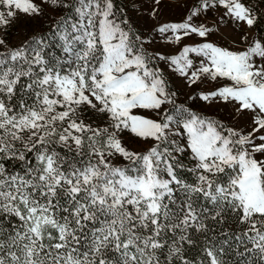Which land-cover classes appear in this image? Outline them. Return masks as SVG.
Listing matches in <instances>:
<instances>
[{"label":"snow or ice","instance_id":"snow-or-ice-1","mask_svg":"<svg viewBox=\"0 0 264 264\" xmlns=\"http://www.w3.org/2000/svg\"><path fill=\"white\" fill-rule=\"evenodd\" d=\"M164 3L177 55L117 0H0V264H264V0Z\"/></svg>","mask_w":264,"mask_h":264},{"label":"rangeland","instance_id":"rangeland-1","mask_svg":"<svg viewBox=\"0 0 264 264\" xmlns=\"http://www.w3.org/2000/svg\"><path fill=\"white\" fill-rule=\"evenodd\" d=\"M119 7L125 11V13L130 17L134 18L138 24V30L143 31L146 35L151 32V37L153 39V47L156 50L163 51L170 55H177L179 53V45H169L167 44L164 37L160 36L155 31H152L154 27L158 26L157 22L148 15V5L147 0H117ZM192 3V0H165L164 6L159 13L160 22H180L187 14L188 6ZM49 15L59 16L58 12H53L49 10ZM217 19V14L214 12H209L204 17L197 20L198 23H206L212 25L213 21ZM48 26L47 20H37L31 22V27L26 30L28 32L41 31ZM261 31H264L262 27ZM238 38L239 34H235ZM199 37H192L191 39H186L184 43H197L200 41ZM212 39H220L219 34L212 37ZM11 41L13 43L16 41V33L11 34ZM170 84L172 90L177 93L178 104H184L186 107L192 108L193 111L203 112L205 114L216 115L217 118L223 119L227 116L228 110L221 105H209L207 102L201 101L198 98L192 99L190 97H196L197 93L201 90L207 91L214 88L216 85L210 82H206L200 85H194L189 88L186 84V78L180 77L178 74H171ZM146 146V145H143Z\"/></svg>","mask_w":264,"mask_h":264},{"label":"trees","instance_id":"trees-1","mask_svg":"<svg viewBox=\"0 0 264 264\" xmlns=\"http://www.w3.org/2000/svg\"><path fill=\"white\" fill-rule=\"evenodd\" d=\"M119 5V3H118ZM48 26H46L45 29L41 30V31H44L47 29ZM9 40H11V35L8 37ZM186 253L189 257H196L197 260H199V246L198 245H193L191 246L190 248H187L186 249Z\"/></svg>","mask_w":264,"mask_h":264}]
</instances>
